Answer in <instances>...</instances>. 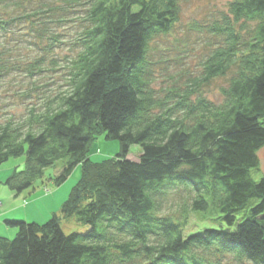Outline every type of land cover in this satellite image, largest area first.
Masks as SVG:
<instances>
[{"label":"trees","instance_id":"16d2710c","mask_svg":"<svg viewBox=\"0 0 264 264\" xmlns=\"http://www.w3.org/2000/svg\"><path fill=\"white\" fill-rule=\"evenodd\" d=\"M180 1L0 0V80H28L25 112L0 122V164L25 155L4 184L20 194L59 160L55 185L82 167L59 214L7 221L17 232L0 236V264H264V178L251 173L264 148V0H232L194 23L207 44L199 75L158 87ZM14 35L28 49L16 61L2 40ZM61 72L63 83H39ZM229 73L222 101L208 98L201 87ZM101 136L121 150L94 162ZM209 213L224 226L186 231L192 214Z\"/></svg>","mask_w":264,"mask_h":264},{"label":"rangeland","instance_id":"374dc122","mask_svg":"<svg viewBox=\"0 0 264 264\" xmlns=\"http://www.w3.org/2000/svg\"><path fill=\"white\" fill-rule=\"evenodd\" d=\"M232 0H181V15L177 26L170 35L161 40L160 46L162 47L163 57L167 60L159 66L157 71L158 80L156 85L158 87L173 85L177 83L180 86L187 85L190 78L197 77L200 73V62L202 59L203 52L206 49V37L201 35L196 29L192 30L194 23L198 22L200 24L208 23L213 20L220 12L226 11L228 9L229 2ZM69 29L68 39L75 35V27L73 24H68L67 29ZM64 32H66V30ZM2 40L7 41V46L11 51L7 53L6 58L12 61H16L26 53L28 54V49H18L15 45L21 42L19 36H9L2 37ZM20 51V52H19ZM60 51V50H59ZM68 48H64L59 52L62 56L65 53H69ZM23 53V54H22ZM232 69L231 71L233 72ZM64 72L47 74V78H41L39 83H44L45 81H52L53 79L59 81V83L64 82L63 74ZM229 76H222L214 78L211 82L203 85L202 91L205 95L215 102L222 101L221 88L226 86L229 81ZM24 79V81H23ZM28 82L24 78V74L18 72H12L9 76L0 80V122L3 121L7 115L21 116L25 112L24 105L27 100H24L19 94L22 88V84ZM25 85V84H24ZM121 150V144L116 139H107L105 136L99 137L92 144L89 157L94 162H100L104 159L115 157ZM141 148L138 145H132L130 147L129 156L132 159L137 160L140 156ZM260 157V168L252 170V177L254 180H260L264 178V148L259 151ZM25 161V155L21 157L10 158L7 162L0 164V202L7 197L5 191L12 193L11 190L4 184V180L12 173L14 168H20L23 166ZM65 160L57 161L53 166L49 167L45 171V176L43 181H39L35 189L45 186L46 192H51L54 190L53 198L57 202H64L72 188L76 185L81 177L82 167L78 165L71 175L67 178L65 182L61 185H55L51 183V177L57 176L62 168L64 167ZM51 188H50V187ZM34 189V191H35ZM27 193L19 194L14 196L17 199L29 198L25 196ZM51 194V193H50ZM1 205V204H0ZM1 207V206H0ZM177 211V210H176ZM178 213V212H177ZM31 222V221H29ZM63 227L67 232L70 231V227L81 232H85L84 225L77 224L75 219H62ZM66 224V227L65 225ZM220 220L215 214L209 213V215L202 214H192L189 220V224L186 228L187 232H195L202 230L207 227L219 228L223 227ZM17 230L16 227H13ZM17 232V231H16ZM15 232V234H16ZM15 234L10 235L8 238H14Z\"/></svg>","mask_w":264,"mask_h":264},{"label":"crops","instance_id":"0c3cea01","mask_svg":"<svg viewBox=\"0 0 264 264\" xmlns=\"http://www.w3.org/2000/svg\"><path fill=\"white\" fill-rule=\"evenodd\" d=\"M50 182L52 183V181ZM4 192L7 197H4L0 205V236L5 237H10V235L15 234L17 231L7 224L8 220L22 219L43 223L54 214H59L63 203V201L57 202L55 198L52 197L54 193L53 189L51 192H46L45 186L42 190L39 188L38 191L37 189H35V191L34 189L25 191L27 193L25 196H30L24 199L15 198L14 196L18 195L19 197V194L12 191V193H9L4 190Z\"/></svg>","mask_w":264,"mask_h":264},{"label":"built area","instance_id":"2783aa9c","mask_svg":"<svg viewBox=\"0 0 264 264\" xmlns=\"http://www.w3.org/2000/svg\"><path fill=\"white\" fill-rule=\"evenodd\" d=\"M0 204H1V202H0Z\"/></svg>","mask_w":264,"mask_h":264}]
</instances>
